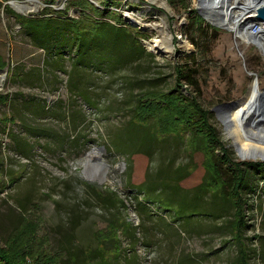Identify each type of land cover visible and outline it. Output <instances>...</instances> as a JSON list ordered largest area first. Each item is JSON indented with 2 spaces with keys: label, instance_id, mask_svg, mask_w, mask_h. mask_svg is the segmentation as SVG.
<instances>
[{
  "label": "rangeland",
  "instance_id": "374dc122",
  "mask_svg": "<svg viewBox=\"0 0 264 264\" xmlns=\"http://www.w3.org/2000/svg\"><path fill=\"white\" fill-rule=\"evenodd\" d=\"M190 1L208 30L204 49L203 36L187 31L192 24L190 12L177 11L168 0H0V76L4 78L0 253L4 264H238L234 211L215 220L194 205L187 207L183 199L180 205L169 206L161 197L149 199L133 187L139 182L148 192L154 189L148 178V184L143 183L156 163L157 170L159 163L165 167L175 162L176 167L191 161L198 171L183 169L175 181L185 194L208 177L202 153L190 158L182 141L175 139L164 146L167 150L157 149L154 155L146 151L130 160L113 144L114 135L129 128L140 96L174 90L193 98L186 87L176 88L175 67L201 53L199 101L211 113L209 122L217 128L226 153L242 166L264 162L239 154L223 120V114L236 107L228 105L242 102L254 82L264 92V52L257 43L236 41L233 31L204 17L199 0ZM110 11H117L123 22ZM20 16L31 23L44 21L51 36L36 40L19 22ZM72 19L86 31L79 38L64 22ZM37 22L35 29L44 26ZM111 24L116 27L114 36L104 31L92 35L98 25ZM137 30L144 34L140 49L133 40ZM177 34L185 43L175 40ZM154 40L172 51L164 55L150 51L147 43ZM181 99L158 111L161 133L186 132L189 127L192 112ZM100 148L105 149L102 155L99 152L90 160L92 150ZM145 150L144 143L140 152ZM217 155L222 159L224 152L219 149ZM225 169L222 164L218 171ZM250 173L243 244L251 264H264V168L254 167ZM217 178L222 179L221 172ZM218 186L212 179L204 183L211 192ZM225 187L231 191L229 183ZM139 201L147 204L148 211ZM193 215L196 221L184 222Z\"/></svg>",
  "mask_w": 264,
  "mask_h": 264
},
{
  "label": "trees",
  "instance_id": "16d2710c",
  "mask_svg": "<svg viewBox=\"0 0 264 264\" xmlns=\"http://www.w3.org/2000/svg\"><path fill=\"white\" fill-rule=\"evenodd\" d=\"M168 2L170 6L176 9L177 11L186 10L187 12L188 11L190 12L192 17V24L187 28V31L190 32L191 30H193L196 34L198 33V37L203 36L202 38L204 39L205 42L204 44L203 41L201 43L205 45L203 46V49L204 47L207 48L208 35L207 33L205 35V32L208 30H206L207 28L205 29L204 26L205 20L200 15H198L197 10H193L191 8V1L168 0ZM63 12L64 11H62V13ZM97 12L99 14L101 10L98 9ZM109 13H112L113 15H116L118 17L117 11H110ZM17 19L22 24V26L26 28L29 35L36 36L35 38L36 40L40 39L45 41L51 36L52 32L48 30L44 21L38 19V20H32L34 22L31 23V19H28L24 16L22 17L20 16ZM35 21L43 23L44 26L35 29L33 27L35 25L34 24ZM118 21L120 23L123 22L121 16L118 17ZM64 22L67 23V27L73 33H75L78 36V38L84 32H86L81 30L82 28L80 26V23L79 22L77 23L75 19L69 21L65 20ZM207 27L217 32V29H214L213 26L207 25ZM115 30L116 27H114L113 24H111V26L106 25L102 27L101 25H98L95 28V30L92 31L91 33L92 35H94L98 31H104V32H108L109 36L112 37L115 35L114 32ZM103 34L105 35L106 33ZM136 34L137 35L134 36L133 40L139 49L143 48V45L141 43L142 40L141 38H143L142 36L144 34L140 30L139 31L137 30ZM68 35H70V32H68ZM116 36H121V35L117 34ZM100 38H105V37H100ZM193 41L197 44L195 38H193ZM142 50L144 51V49ZM59 52H61V50L56 51L55 52L56 55H59ZM203 54L204 53H202V55ZM200 56L201 53L194 54L193 56H190L189 58L179 62L175 67V83L177 86L176 88L186 87L189 93H191V95L193 96V98L190 99L185 98L183 96L185 94H183L182 92L176 93L174 90L172 92H149L140 96L135 110L136 113L130 122L129 128H125L126 130L122 131L121 132L122 134L114 135L113 144L116 148V152L122 151L128 153L129 159L131 156L140 153H142L143 155L144 153H146V151H148L151 155H154L157 149L164 148L165 150H167L164 146L165 145L168 146L167 144L170 142V140H175V139L176 141L179 140L182 141V143L185 145L184 146L185 150L188 152L190 158L193 159L197 154L202 153L204 157V162L202 164L208 173V177L207 176L203 177V180L200 183L191 186L189 188L190 190H186L185 194L181 195V192L178 189V188L181 189V185L179 186L178 182L175 181L176 179H178L176 178V176L183 173L184 171L183 169L192 168L194 169V172L198 171L197 166H190V164L192 163L191 161L188 163L187 166H179L178 164V166L176 167L174 166L175 164L174 161H173L174 163L167 162L165 167H163L159 163L160 166L159 169L157 170L156 167L158 163H156L154 165L155 166L154 171L151 172L150 174L151 176H147V177L145 176V180L143 183L147 185L148 184L147 178H148L149 180H151L150 184L151 183L152 185L155 184L154 189L148 192L147 188H142L139 182H134L133 187L134 189L138 190L137 192L140 195L144 196V193L148 195L149 199H153V197L154 198L161 197L163 203L169 206L180 205L181 200L183 199L187 207L194 205L196 208H198L199 212L209 213V215L206 214L203 215L209 216L215 220L225 219L227 217L226 216L227 213L234 211L233 212L234 241L238 243L239 253H240L238 257V264H251L250 261L252 258L250 257V252L248 251L246 244L245 245L243 244L245 229L247 225V220L245 215L247 203H246L245 195L248 194L247 192H251L249 188L250 187L249 183L251 181L250 178L252 174L250 173V171L254 167L264 168V162L259 163L257 165H251L250 163L249 164L246 163L244 166H242L240 163L233 162L230 155L226 153L227 150L225 149V146L221 143L219 139L217 128L209 122L211 113L208 110H206L199 101L201 97V85L198 77L203 72V64L201 63V60H199ZM2 64L7 65V63H4L3 61ZM3 98L4 97H0V99ZM181 98H183L184 101H187L188 103L187 105L189 106V109L192 112V114H189L190 120L188 119L189 127L186 130V132L188 131V133L186 134V132H182L179 130L174 131L175 133H165V134L161 133L156 119V117H158L157 116V114L159 113L158 111H161L160 109H166L168 102L173 107L176 100L178 99L182 100ZM6 99L7 98H5L3 101H5ZM147 103L148 106H145L147 105ZM134 127L137 128V130H135V132L132 135V131ZM188 134H190L191 138L188 136ZM197 135L198 137H196ZM132 136L135 139H133ZM144 143L148 145V150H145V152H140V149ZM142 149L144 151V148ZM216 149L217 150L220 149L222 150V152H224V155L221 157L222 159H220V157L217 155ZM222 164H224L227 167V170L225 169L222 171L221 170L218 171L219 168H222ZM127 166L130 174H133L134 169L129 167V165ZM219 172H221L222 179L217 178ZM193 176L194 174L191 175L192 178ZM210 179L214 180V183H219V186L217 187L215 192H211L205 189L204 187V183ZM171 183H173V185L176 188H173ZM227 183H229V185L231 186L230 187L231 191L225 190L226 189L225 186ZM158 184L160 186H158ZM140 189H142L143 191H141ZM210 195L211 197L208 198L207 196ZM139 204L140 207L147 209L148 211V206L144 201H139ZM216 212L218 213L217 217H216ZM195 216L196 215H193L192 217L189 216L187 219L184 220V222H194L193 220L196 221L197 217ZM201 216L198 215V217ZM183 225L184 224H182V226ZM185 226L186 225H184V227ZM185 232L187 233V231ZM256 239L258 240L259 237ZM3 259H4L3 255L0 253V264H4ZM8 264L10 263L8 262Z\"/></svg>",
  "mask_w": 264,
  "mask_h": 264
},
{
  "label": "bare ground",
  "instance_id": "6f19581e",
  "mask_svg": "<svg viewBox=\"0 0 264 264\" xmlns=\"http://www.w3.org/2000/svg\"><path fill=\"white\" fill-rule=\"evenodd\" d=\"M236 1V5H238L239 0ZM222 2L225 3L222 5H220L221 3L214 5L202 1L201 6L206 13V17L209 20L214 21L216 24L229 28L231 31L240 35L244 40L257 43L264 52V32L259 34L253 40H249L244 32V29L250 22L249 20H246V14L255 13L256 0H245V2L242 3L243 6H236L237 8H242L241 10L245 11V15H241V12L239 14H234L235 8L229 3V0H222ZM15 5L21 8V6H19L21 4L15 2ZM230 7H232L233 10H231ZM27 10L30 11V9ZM243 21H245V23H242ZM147 46L150 51L157 52L161 55L164 52L166 54L170 50L172 51L171 46L168 47V49L162 48L159 40L148 42ZM3 80L4 78L0 76V87L2 86ZM261 93L262 90L260 86L254 82L249 95L242 102H239V105L236 104V107L232 111L223 114V120L227 126V133L234 139L238 152L244 159H264V104L261 102ZM99 152H101L102 155V151L98 149L92 150L89 155L90 160H93L95 156L100 155ZM102 164L106 165L105 163ZM88 172V170L85 171L90 177ZM105 176L106 175H104V177Z\"/></svg>",
  "mask_w": 264,
  "mask_h": 264
},
{
  "label": "built area",
  "instance_id": "2783aa9c",
  "mask_svg": "<svg viewBox=\"0 0 264 264\" xmlns=\"http://www.w3.org/2000/svg\"><path fill=\"white\" fill-rule=\"evenodd\" d=\"M202 1H205V2H207V4L209 3V4H217V3H221L220 5H222V4H224L225 2H222V0H221V2H220V0H202ZM201 1V2H202ZM223 1H225V0H223ZM201 2H199V4L201 5ZM245 2V1H244ZM229 3L230 4H232V2H231V0H229ZM236 3H237V1H236ZM236 3H235V5H236ZM242 5V2L240 3V2H238V5ZM243 6V5H242ZM202 6H200V8H201ZM240 7V6H239ZM233 8H237L236 6H234L233 5ZM230 9L231 10H233L232 9V7H230ZM239 10L237 11V10H234V14H236V13H240L241 12V15L243 14V15H245V11L243 10H241L242 8H238ZM255 15H256V12L254 13V14H252V13H248V14H246V20H249L250 22H249V24L247 25V27L244 29V32L246 33V35L248 36L247 38L249 39V40H253L254 38H256L259 34H261L262 32H264V24L263 23H261L260 21H258V20H254V17H255ZM221 17H223L222 15H220ZM245 20V21H246ZM245 21H243L242 23H245ZM241 23V24H242ZM227 28V27H226ZM229 29V28H228ZM234 38L236 39V41L237 40H242V41H244V39L240 36V35H238V34H236L235 32H234ZM175 39L177 40V41H179V42H182V43H185V39L183 38V36L182 35H178L177 34V36L175 37ZM248 43H251L250 41H247ZM253 43V42H252ZM134 219H135V221L136 222H138L139 220H138V217L136 216V215H134Z\"/></svg>",
  "mask_w": 264,
  "mask_h": 264
},
{
  "label": "water",
  "instance_id": "95a60500",
  "mask_svg": "<svg viewBox=\"0 0 264 264\" xmlns=\"http://www.w3.org/2000/svg\"><path fill=\"white\" fill-rule=\"evenodd\" d=\"M201 1H202V0H199V2H201ZM255 5H256V9H255L256 15H255V17H254V20H258V21H260L261 23L264 24V0H256ZM199 8H200V7H199ZM200 12L204 15V17H205L206 19H208V18L206 17V13H205L203 7L200 8ZM208 20H209V19H208ZM211 22H212L213 24H215L214 21H211ZM260 97H261V102L264 104V92L260 94ZM236 104H237V103H234V104H230V105H228V106H235ZM228 106H225V107H228ZM225 107H224V108H225ZM99 150L102 151V152L105 151L104 148H100ZM101 162L104 163L103 161H101ZM84 173H85V172H84ZM85 176H86V178H88V176L86 175V173H85ZM104 180H105V179H104ZM104 180H102V181H104Z\"/></svg>",
  "mask_w": 264,
  "mask_h": 264
}]
</instances>
